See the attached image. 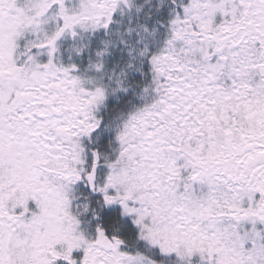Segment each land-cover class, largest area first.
<instances>
[{"label":"snow or ice","instance_id":"obj_1","mask_svg":"<svg viewBox=\"0 0 264 264\" xmlns=\"http://www.w3.org/2000/svg\"><path fill=\"white\" fill-rule=\"evenodd\" d=\"M0 264H264V0H0Z\"/></svg>","mask_w":264,"mask_h":264}]
</instances>
